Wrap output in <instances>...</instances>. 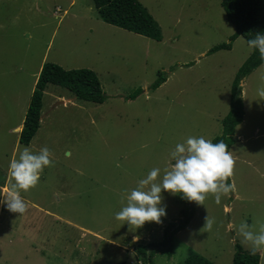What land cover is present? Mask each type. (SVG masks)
Returning <instances> with one entry per match:
<instances>
[{"label":"rangeland","instance_id":"1","mask_svg":"<svg viewBox=\"0 0 264 264\" xmlns=\"http://www.w3.org/2000/svg\"><path fill=\"white\" fill-rule=\"evenodd\" d=\"M139 1L159 25L160 41L107 24L92 0H0V200L7 196L9 163L18 150L47 146L55 162L44 168L35 188L21 191L25 214L0 203V264H143L133 251L137 238L130 237L138 229L115 219L126 205L121 197L152 168L168 166L177 143L221 134L232 80L252 52L243 36L230 39L235 26L222 0ZM225 43L231 49L208 53ZM42 59L64 69L92 70L106 99L82 101L49 84L40 126L22 144L16 127ZM162 73L166 80L150 90ZM262 78L264 62L240 84L242 139L234 143L238 157L227 181L235 191L220 205L209 197L204 206L162 191L161 206L171 222L190 216L174 236L171 255L158 252L153 264H180L193 251L215 264H232L234 243L250 250L236 227L247 221L258 231L264 224ZM138 88L142 92L132 99ZM64 96L67 103L55 104ZM206 215L222 226L202 229ZM160 228L145 227L141 240H150ZM114 241L120 250L109 244ZM259 254L264 264V248Z\"/></svg>","mask_w":264,"mask_h":264},{"label":"clouds","instance_id":"2","mask_svg":"<svg viewBox=\"0 0 264 264\" xmlns=\"http://www.w3.org/2000/svg\"><path fill=\"white\" fill-rule=\"evenodd\" d=\"M247 45L249 49L257 50L264 60V34L256 33L247 40ZM258 95L264 97V88L258 89ZM59 103L64 104L65 101L60 100ZM53 157L54 153L47 146L36 152L29 147L18 150L17 158L11 159L9 163L12 182L7 196L0 200L9 212L19 215L26 213L28 205L21 191L27 192L38 185L44 168L55 166ZM234 167L233 152L223 140L213 143L203 136H189L186 142L177 143L170 151L168 166L163 170L159 167L152 168L145 178L137 181L135 188L127 192L126 197H121V204H125L126 198V205L115 213V219L137 229L142 228L146 222L161 224V218L166 215L165 207L161 206L162 191L172 195L182 194L183 199L202 206L206 199L212 197L220 205L222 197L235 191V184L227 183L234 174ZM222 224V221L218 224L215 217L206 215L202 229L212 232L214 225L218 230ZM236 232L242 242L250 246L251 254L264 248V224H260L256 231L254 225L241 221Z\"/></svg>","mask_w":264,"mask_h":264},{"label":"trees","instance_id":"3","mask_svg":"<svg viewBox=\"0 0 264 264\" xmlns=\"http://www.w3.org/2000/svg\"><path fill=\"white\" fill-rule=\"evenodd\" d=\"M98 16L107 24L117 26L135 34L145 36L157 41L162 39L159 25L139 0H92ZM221 5L226 18L235 26V33L230 36L233 41L238 36L251 39L256 33L264 34V0H222ZM220 49H231V43L219 44L212 47L208 53ZM264 62L257 50L252 49L251 54L242 63L235 73L230 87V103L227 114L222 119L221 134L212 139L213 143L223 140L228 148L234 143L235 128L243 120V102L241 97L242 79ZM166 77L162 74L149 85L150 90L158 88ZM48 84L59 85L70 90L75 98L87 102L102 103L106 99L97 75L88 68L64 69L60 65L44 62L35 82L28 107L24 113L22 128L19 132V143L28 144L40 126V110L42 108L43 91ZM140 92L138 88L130 97L135 98ZM186 202L188 200L182 198ZM188 208L185 209V213ZM187 218L179 222H168L163 229L161 241H152L136 246V258L143 264H153L152 257L158 252L171 255L174 248V236L188 224ZM260 254H251L239 243H234L232 264H259ZM180 264H215L205 256L190 252Z\"/></svg>","mask_w":264,"mask_h":264},{"label":"crops","instance_id":"4","mask_svg":"<svg viewBox=\"0 0 264 264\" xmlns=\"http://www.w3.org/2000/svg\"><path fill=\"white\" fill-rule=\"evenodd\" d=\"M44 61V59H42V61H41V64H40V66H39V69H38V72H37V74H36V76L35 77H38V74H39V71H40V69H41V66H42V64L44 63L43 62ZM35 80H36V78L34 79V82H35ZM49 85V84H48ZM47 85V86H48ZM33 86H34V84H33ZM33 86H32V88H33ZM47 86H46V88H45V90H44V93H43V97H42V103H44V96H45V92H46V90H47ZM32 90V89H31ZM63 94H64V91H62L61 93H58L57 95H58V97L59 96H63ZM65 95V94H64ZM66 96H64V101H66V103H67V99L65 98ZM55 104H60L59 103V101L58 100H56L55 101ZM43 105V104H42ZM43 107V106H42ZM241 126H242V124H239V125H237L236 126V128H235V131H234V135H233V137L235 138V141H236V139H242L240 136V132H241ZM17 128H18V130H20L21 128H22V121H21V124L20 125H18L17 126ZM16 130V129H15ZM235 141H234V143H235ZM233 143V144H234ZM231 145L230 147H229V150L230 151H232L233 152V156H234V158H237L238 156V153H237V146H236V144H234V145ZM165 217H166V215H165ZM170 217H172V218H174L175 217V213L174 214H171L170 215ZM162 219V223H161V225L160 224H156V223H154V222H146L145 224H144V226L142 227V228H138V232H133V233H131V235H130V237L133 239V237H135V238H137V241H133L134 243H132V244H134V246H137V244H147V243H149V242H152V241H161L162 240V236H163V229H164V227H165V225L168 223V222H171L170 221V219L168 218V217H166V219L165 218H161ZM145 227H148L149 228V230H154V227H158V228H160V230H157L156 231V234L154 235V237H152L150 240H148V241H144V240H141V238H140V233H141V231L145 228ZM130 237H126V239H128V238H130ZM115 243V244H114ZM114 243H109L111 246H113L115 249H119L120 250V243H118V242H116V241H114ZM133 246V247H134ZM132 247V246H131ZM122 250V249H121ZM133 251H135L134 249H133ZM212 261V260H211ZM213 262V261H212Z\"/></svg>","mask_w":264,"mask_h":264},{"label":"bare ground","instance_id":"5","mask_svg":"<svg viewBox=\"0 0 264 264\" xmlns=\"http://www.w3.org/2000/svg\"><path fill=\"white\" fill-rule=\"evenodd\" d=\"M17 128V127H16Z\"/></svg>","mask_w":264,"mask_h":264}]
</instances>
